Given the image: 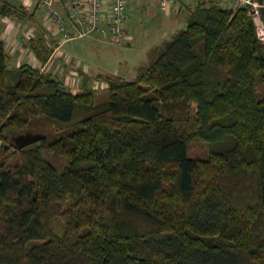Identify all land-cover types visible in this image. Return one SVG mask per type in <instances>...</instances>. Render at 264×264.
Masks as SVG:
<instances>
[{
	"label": "trees",
	"instance_id": "obj_1",
	"mask_svg": "<svg viewBox=\"0 0 264 264\" xmlns=\"http://www.w3.org/2000/svg\"><path fill=\"white\" fill-rule=\"evenodd\" d=\"M185 12L133 80L96 76L102 103L81 71L73 93L9 67L0 41V139L38 117L55 132L0 161V264H264V42L244 9ZM32 14L0 0V17Z\"/></svg>",
	"mask_w": 264,
	"mask_h": 264
},
{
	"label": "rangeland",
	"instance_id": "obj_2",
	"mask_svg": "<svg viewBox=\"0 0 264 264\" xmlns=\"http://www.w3.org/2000/svg\"><path fill=\"white\" fill-rule=\"evenodd\" d=\"M6 1H9L16 6L19 4L17 0ZM57 2L59 3V0ZM58 6H60V4ZM128 6L131 10V17L127 24H129L130 27L133 26V30L131 29L133 39H131L130 45H127L126 43L121 45L109 44L105 41H101L99 38H95L94 36L73 38L64 43L62 42L60 45L58 49L59 62H62L67 66L75 67L76 69H74L73 73L81 71L89 77H93V79L97 74L112 76L121 73L126 80H133L137 68L144 66L147 61H149L148 54L151 48L154 49L155 47L160 46L161 43L169 40L177 30L185 27L183 17H187V13L185 11H180L176 13L178 14L175 16L176 18L171 20V17H174V14L169 12V8L166 9L165 7H160L158 0H129ZM36 13L37 15H34V18L31 17L33 19L18 21L17 19L7 18L10 20V22H7L8 31L7 33H3V37L6 39L4 45L6 46L7 51H10L9 49L11 47L15 48L16 45L18 46V41H20L21 44H27V41H30V33L32 34V32L35 34V37L41 36L43 31L46 32L45 35L48 36L46 37V40L49 42L47 49H49L50 53L53 51V48L57 46L56 40H53L54 36L51 35L46 28L44 29V27L40 25L42 22L40 20L41 13ZM58 37L57 41L60 42V36ZM36 39H39L38 41H40V38ZM31 40H35V38H31ZM18 50L20 51V49ZM10 53V56L13 57L14 60L11 65L18 64L19 56H16L17 52L15 51L13 53L10 51ZM20 53L24 54L25 52L20 51ZM28 58L34 59L33 57H24V59L22 58L20 60V63L34 61L32 66L41 67L35 59L29 60ZM51 75L56 79H60L69 91L73 93L77 92L78 88H76V82L74 84L73 80L75 78L73 75L67 74L65 75L67 76L65 78H63L61 73ZM92 84L90 83V85ZM98 85L100 84L97 82V87ZM257 89L260 94L264 92V86L259 79H257ZM107 97V90L99 89L95 91L96 103L105 102ZM27 132L44 135L55 133L51 124L45 119L39 117L31 119L26 128L21 131L8 132L5 130L2 139H0V161L5 160L6 163H13L19 158V156L13 152L14 147L10 140L20 133L23 134ZM208 153L209 145L205 142L196 140L192 141L189 145L188 155L191 158L203 160L207 158Z\"/></svg>",
	"mask_w": 264,
	"mask_h": 264
},
{
	"label": "built area",
	"instance_id": "obj_3",
	"mask_svg": "<svg viewBox=\"0 0 264 264\" xmlns=\"http://www.w3.org/2000/svg\"><path fill=\"white\" fill-rule=\"evenodd\" d=\"M54 2L22 0L24 6L41 13L42 26L60 36V42L94 36L109 44L129 43L131 37L126 30L131 17L129 0H61V11L54 7ZM158 4L173 13L207 4L244 9L254 25L257 40L264 42V0H158Z\"/></svg>",
	"mask_w": 264,
	"mask_h": 264
},
{
	"label": "crops",
	"instance_id": "obj_4",
	"mask_svg": "<svg viewBox=\"0 0 264 264\" xmlns=\"http://www.w3.org/2000/svg\"><path fill=\"white\" fill-rule=\"evenodd\" d=\"M18 2H19V4L16 6V5H14L13 3H11L13 6H16V7H18V6H21V8H23V10H25L28 14H31V11H32V16L31 17H33L34 15L36 16L37 15V13L36 12H38V11H36V10H34L33 8H31V7H27V6H24L23 5V3H22V0H17ZM58 0H55V2H54V7L57 9V10H60L59 8H60V6H58L59 4L61 5V0H59V3L57 2ZM57 3H58V5H57ZM160 7H162V6H160ZM166 8V7H165ZM30 9H31V11H30ZM167 9V8H166ZM168 12V11H167ZM169 12L171 13V14H174V17H171V20H174L176 17V15H178V14H176V13H173L170 9H169ZM31 17H29L28 19H33V18H31ZM39 17V16H38ZM183 17V16H182ZM7 18H10V17H0V41H2L3 42V44H4V42H6V39H4V34L3 33H7V31H8V23L7 22H10V20L9 19H7ZM174 18V19H173ZM41 20V19H40ZM18 21H20V20H18ZM183 21L185 22L186 21V17H183ZM40 25H42V23H40ZM131 29L133 30V26H131L130 27V25L129 24H127V26H126V30H127V32H128V35L131 37L130 38V40H129V43H127V45H130V41H131V39H133V37H132V34H131ZM181 30V29H180ZM177 31H179V30H177ZM176 31V32H177ZM45 31H43V33H42V35L41 36H39V37H35V34H33V32H32V34L30 33V39L31 38H40V39H42V41H44V44H45V46L47 47L48 45H49V42H48V40H46V37H48V36H46L45 34H46V32L44 33ZM175 32V33H176ZM35 33V32H34ZM53 33V32H52ZM52 33H50L51 35H53L54 36V38H53V40H56V43H57V46L55 47V48H53V51L51 52V55L49 56V58L47 59V61H46V63L43 65V66H41L40 64V68H39V70L40 71H42V72H44V73H48V74H57V73H61L62 75H63V78H65V77H67V76H65V75H73L74 76V84H75V82H76V88H78V90L80 89V87H81V78H80V76H79V74H78V71H76L75 73H73L74 72V69H76L75 67H73V66H67V65H65L64 63H62V62H59V59H58V56H59V52H58V49H59V47H60V45L62 44V42H58L57 40H58V35L57 34H52ZM174 33V34H175ZM2 36V37H1ZM56 38V39H55ZM49 39V38H48ZM21 40H23V39H21ZM27 40H29V39H27ZM65 42V41H64ZM63 42V43H64ZM18 43H19V45L17 46L16 45V47L15 48H18V49H20V51H23V52H25L24 54H21L20 53V51L18 50V49H15L14 47H11L9 50L11 51V52H17L16 53V56L19 58L18 59V61H19V63L17 64H15V65H11L12 64V61H14L13 60V57H11L10 56V51H7L6 50V46H5V50H6V53H7V56H8V65H9V67H17V66H19V65H21V64H23L24 62H22V63H20V60L23 58L24 59V57H33L32 55H31V53H30V50L28 49V44H21V42L20 41H18ZM28 43V42H27ZM162 44V43H161ZM158 47V46H157ZM48 48V47H47ZM156 48V47H155ZM153 48H151V50H152ZM151 50H150V52H149V54H148V57H150V53H151ZM29 59V58H28ZM61 59V58H60ZM149 59V58H148ZM29 60H34V59H29ZM148 62V61H147ZM25 63H27V64H31V65H33L34 64V61H32V62H25ZM147 64V63H146ZM145 64V65H146ZM37 68V67H36ZM139 68V67H138ZM137 68V69H138ZM75 74V75H74ZM99 75H101V74H97L96 76H99ZM101 76H103V75H101ZM112 76H118V77H122V78H124V79H126L125 77H124V75L123 74H121V73H117L116 75H112ZM112 76H107V77H112ZM105 77V76H104ZM96 77H94V79H93V77H90V81L88 82V87L89 88H91V89H93L94 91H97V90H99V89H102V90H106V84L102 81V80H100V79H95ZM60 80V79H59ZM61 81V80H60ZM128 81H130V80H128ZM92 82H93V84H92ZM97 82L100 84V85H98V87H97ZM90 83L92 84V85H90ZM102 87V88H101ZM77 90V91H78Z\"/></svg>",
	"mask_w": 264,
	"mask_h": 264
},
{
	"label": "water",
	"instance_id": "obj_5",
	"mask_svg": "<svg viewBox=\"0 0 264 264\" xmlns=\"http://www.w3.org/2000/svg\"><path fill=\"white\" fill-rule=\"evenodd\" d=\"M262 15L264 16V9H262ZM44 137V134L27 132L14 136L12 138V141L16 149L20 150L29 145L39 142L40 140L44 139Z\"/></svg>",
	"mask_w": 264,
	"mask_h": 264
}]
</instances>
